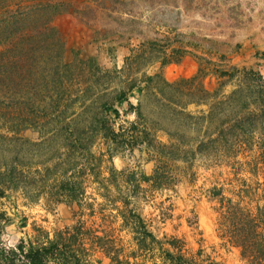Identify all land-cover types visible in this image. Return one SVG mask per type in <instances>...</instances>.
I'll list each match as a JSON object with an SVG mask.
<instances>
[{
	"label": "rangeland",
	"instance_id": "1",
	"mask_svg": "<svg viewBox=\"0 0 264 264\" xmlns=\"http://www.w3.org/2000/svg\"><path fill=\"white\" fill-rule=\"evenodd\" d=\"M71 1L73 6L92 2ZM118 9L121 15L115 16L114 21L107 19L105 12H99L93 29L72 15L61 14L53 21L65 41L68 57L72 61L75 58L85 61L84 73L92 87H84L89 90L86 107H81L73 96L68 106L61 108V116L67 121L88 117L89 104L104 88L114 97L126 91L131 80H138L145 87L148 78L160 75L175 84L194 78L201 68L206 74L203 83L210 92L219 86L216 74L219 67L234 66L257 73L262 78L261 99L264 101V0H124V6ZM180 47L186 51L183 58L162 65L163 52L171 56L172 50ZM143 53L138 70H128L127 59ZM234 87L235 81L228 82L221 92L229 94ZM48 103L46 109L41 105L36 107L35 113H26L21 118L18 135L8 130L9 127L1 131L6 138L0 142V165L13 164L18 178L17 188L7 190L0 198V215L4 216L1 240L8 247L16 246L21 240L39 241L42 236L38 235V230L53 239L56 232L74 226L78 219L79 206L67 203L65 198L59 200L56 194L57 185L66 181L68 175L64 174L67 169L64 161L70 153L69 131L72 129L64 124L30 126L41 115L50 117L52 107ZM187 103V99L177 98L176 111L186 108L185 112L198 115L210 110L209 105ZM114 104L120 112L116 125L124 128L138 121L135 108L142 104L148 129L152 132L155 128L161 129L157 133V142L161 144L169 145L171 139L176 138L180 139L182 147L196 149L206 130L205 124L192 125L183 114L174 113L164 118L151 98L137 89L130 92L127 102ZM261 135L263 139L264 130L254 135L251 151L235 158L218 161L197 156L193 160L170 162L168 170L178 181L169 189H152L141 181L144 176H151L157 167V156L146 144L142 149H130L124 141L117 144L100 138L94 152L103 161L102 178L110 182H87L86 201L94 205L97 215L94 219L98 224L103 217L107 219L108 229L126 255L137 251L135 234L117 217L114 204L105 197V187L112 191L110 197L117 199L119 206L121 199L129 196L130 206L158 239L181 240L191 254L202 251L203 259L208 260L205 264H246L239 250L227 245L221 237V197H214V193L222 192V197L244 207L263 206L264 186L259 185L264 183L262 170L257 171V176L250 172L259 155ZM45 136L46 141L42 143ZM111 148L116 151L110 159ZM127 181L130 184H126ZM133 185L139 187L134 190ZM130 261L152 264L143 258ZM109 263L108 259L103 260V264Z\"/></svg>",
	"mask_w": 264,
	"mask_h": 264
},
{
	"label": "trees",
	"instance_id": "2",
	"mask_svg": "<svg viewBox=\"0 0 264 264\" xmlns=\"http://www.w3.org/2000/svg\"><path fill=\"white\" fill-rule=\"evenodd\" d=\"M120 6H124V0H92L83 6H73L71 0H0V142L6 138L1 134L5 127L18 135L21 118L26 113L34 112L36 107L43 105L44 108L49 101L48 106L52 107L50 117L41 115L38 121L34 120L35 126L33 123L30 126L64 124L72 129L69 131L70 153L64 161L67 166L64 174L70 176L67 175L66 181L57 185L56 194L59 200L65 198L67 203L79 206L74 226L56 232L53 239L38 230L42 239L29 243L21 240L13 247L6 246L1 240L4 216L0 215V264H103L104 259H108L109 264H132L131 258H143L152 264L208 262L203 259L202 251L191 254L181 240L158 239L149 231L142 216L130 206L129 196L122 198L119 206L117 199L110 197L112 191L105 187V197L114 204L117 217H121L124 227L135 234L137 251L124 254L120 243H116L112 231L108 229L107 219L103 217L102 223L98 224L94 219L97 216L94 205L86 201L87 182H110L102 178L103 161L95 155L94 147L100 138L117 144L124 141L130 149H142L146 144L157 156V167L151 176H144L141 181L152 189H169L178 181L168 170L170 162L193 160L197 156L222 161L251 151L254 135L264 130L262 78L257 73L234 66L219 67L216 70L219 86L214 92H210L203 83L206 75L203 68L194 78L175 84L168 83L160 75L148 78L145 87L140 81L131 80L126 91L114 97L108 88L95 95L88 106L91 110L88 117L67 121L61 116V108H66L73 96L80 101L81 107H86L89 96L86 88L92 87L88 84L91 80L84 73L85 61L78 58L72 61L68 57L65 41L53 26V21L61 14L72 15L93 29L99 12H105L106 18L114 21L115 16L121 15ZM185 54L182 47L173 49L171 56L164 51L162 65L169 60L180 61ZM144 56L145 53L129 57L128 70H138ZM234 81L235 87L231 93L221 92L228 82ZM135 89L150 97L164 118L174 113L183 114L192 125L205 124L206 130L197 148L182 147L180 139L176 138H172L169 145L157 142V133L161 129L155 128L154 132L148 129L142 104L135 108L137 122L129 128L117 126L120 112L114 108V103L122 105L127 102L128 95ZM179 97L188 100L186 105H209L210 110L198 115L185 112L184 107L182 111H176ZM259 140V155L250 172L257 176V171L262 170L264 178V137L262 139L261 135ZM45 141L46 136L42 143ZM115 151V148L109 149L110 159ZM15 171L13 164L9 167L0 165V198L5 196L7 190L17 188ZM126 184L130 183L127 181ZM259 185L264 186V183ZM133 187L135 190L139 186ZM118 191L123 195V191ZM214 197H221V237L227 245L239 250L246 264H264V195L263 206L258 205L255 209L222 197V192L214 193ZM98 255H101L100 259Z\"/></svg>",
	"mask_w": 264,
	"mask_h": 264
}]
</instances>
